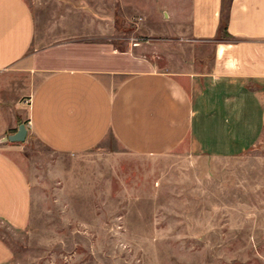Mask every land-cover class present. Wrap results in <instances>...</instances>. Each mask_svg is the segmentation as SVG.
<instances>
[{
  "label": "rangeland",
  "instance_id": "rangeland-1",
  "mask_svg": "<svg viewBox=\"0 0 264 264\" xmlns=\"http://www.w3.org/2000/svg\"><path fill=\"white\" fill-rule=\"evenodd\" d=\"M115 1L25 0L35 17V49L103 43L160 71L201 67L202 56L208 64L210 47L184 38L185 2ZM163 3L176 17L164 18ZM4 144L31 192L24 229L0 222L7 264H264V143L229 159L186 144L139 156L111 136L78 154L54 152L29 133Z\"/></svg>",
  "mask_w": 264,
  "mask_h": 264
},
{
  "label": "crops",
  "instance_id": "crops-1",
  "mask_svg": "<svg viewBox=\"0 0 264 264\" xmlns=\"http://www.w3.org/2000/svg\"><path fill=\"white\" fill-rule=\"evenodd\" d=\"M223 1L178 0L188 10L184 38L209 46L210 60L206 65L198 57L201 67L170 72L103 43L35 49L31 7L25 0H0V222L22 230L30 217L29 184L3 142L21 124L62 154L88 151L108 136L131 154L147 157L184 144L214 159L259 149L264 143V0L226 1L227 36L219 34ZM162 5L165 19L176 17ZM25 96L27 117L20 121ZM10 259L0 238V264Z\"/></svg>",
  "mask_w": 264,
  "mask_h": 264
},
{
  "label": "water",
  "instance_id": "water-1",
  "mask_svg": "<svg viewBox=\"0 0 264 264\" xmlns=\"http://www.w3.org/2000/svg\"><path fill=\"white\" fill-rule=\"evenodd\" d=\"M27 130L23 124H21L14 134L8 135L3 138L4 142L16 143L23 142L26 138Z\"/></svg>",
  "mask_w": 264,
  "mask_h": 264
},
{
  "label": "trees",
  "instance_id": "trees-1",
  "mask_svg": "<svg viewBox=\"0 0 264 264\" xmlns=\"http://www.w3.org/2000/svg\"><path fill=\"white\" fill-rule=\"evenodd\" d=\"M226 1L228 0L223 1V7L220 14V25H219V34H223L225 36H227L226 29H227V20H228V9L226 6Z\"/></svg>",
  "mask_w": 264,
  "mask_h": 264
}]
</instances>
